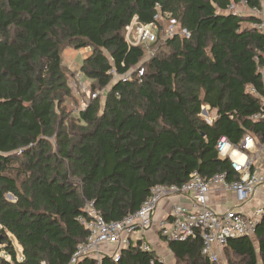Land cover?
<instances>
[{"label":"trees","instance_id":"16d2710c","mask_svg":"<svg viewBox=\"0 0 264 264\" xmlns=\"http://www.w3.org/2000/svg\"><path fill=\"white\" fill-rule=\"evenodd\" d=\"M243 2L260 10V0H0V264H68L87 237L77 221L86 203L118 221L155 185L183 184L193 172L237 178L217 140L264 143V122L252 119L264 97L261 21L227 11ZM157 14L188 37L151 45L157 53L145 60L124 31ZM66 49H90L76 74L105 90L75 117L65 111L76 98ZM206 107L210 123L200 116ZM252 238L227 241L238 264H256L257 252L264 264V215ZM138 243L101 264H148L154 253ZM168 247L178 264H209L198 239Z\"/></svg>","mask_w":264,"mask_h":264},{"label":"built area","instance_id":"2783aa9c","mask_svg":"<svg viewBox=\"0 0 264 264\" xmlns=\"http://www.w3.org/2000/svg\"><path fill=\"white\" fill-rule=\"evenodd\" d=\"M242 9H248L245 2L239 5L230 4L227 11L246 16ZM248 10L253 14L257 11L255 8ZM153 18L154 21L146 25L132 23L127 26L124 34L127 44L149 47L175 35L188 37L186 30L180 29L177 22L169 15L157 14ZM254 28L264 34V22L256 23ZM134 72L136 77L140 78L144 70L139 67ZM111 74L114 79H118L114 72ZM130 75L131 73L126 74L121 80L124 82L130 80ZM262 75L264 87V70ZM80 77V74L75 75V83L77 93L85 95L79 101L80 109H84L91 100L99 96V93H92L87 89L89 87ZM249 91L256 95L254 89L250 88ZM252 119L264 122V97L260 98V108ZM215 150L219 158L229 160L231 169L237 176L236 179L229 182L226 173H217L205 178L193 172L183 184L155 185L135 212L118 221L106 222L91 203H86L84 214L78 217L77 221L87 232V237L76 247L68 264H77L87 257L93 259L95 264H101L105 257L117 262L119 253L136 246L137 242L140 251L154 253L142 236L153 227L160 203L179 197L185 199L187 204L178 202L170 204L166 215L155 223L160 237L166 242L198 239L201 256L209 264H223L219 250L226 246L229 239L253 237L264 215V143H257L251 135L246 134L240 144L235 146L227 138L221 137L215 144ZM216 191L230 192L235 207L226 208L221 213L209 207V196ZM253 200L261 201L254 208L252 206L251 210L246 211V206ZM237 206L239 209H236ZM241 208L243 211L240 210ZM148 264H164V260L154 254Z\"/></svg>","mask_w":264,"mask_h":264},{"label":"crops","instance_id":"0c3cea01","mask_svg":"<svg viewBox=\"0 0 264 264\" xmlns=\"http://www.w3.org/2000/svg\"><path fill=\"white\" fill-rule=\"evenodd\" d=\"M239 9L241 10V8H239ZM243 10L245 11L243 13L246 14L247 18L254 16V17H257L258 20L264 22V5L262 4V0H260V10H257L256 14H253L248 9H242V11ZM133 23H137L136 19L133 20ZM243 27H253V24L246 21L243 24ZM147 58L148 57L145 56V60ZM10 201H14V199L12 198V200H10ZM253 201L251 203H249L248 206H246V208H245L246 211L251 210L252 206L254 208V206L258 203V201H257V202H255L256 204L254 205ZM175 202L187 204L186 200L183 198H180V197L179 198H172L168 201L166 200V201L160 203L159 208L155 214L153 227L150 229V231H147L142 236L144 238V240L150 244L154 254L159 255L161 258H163V260L165 259V257H167V260L165 259L164 264H172L174 261L175 262H177V261L173 255V253L171 252V250L168 247V242H166L163 238L160 237V235L156 229L155 223L158 222L163 216L166 215V213L168 212V207L170 206V204L175 203ZM228 205H230V206H228ZM209 207H211L217 213L223 212L226 208L227 209H233L235 207V203H234L232 194L230 192H227V191H225V192L224 191L213 192L209 196ZM236 209H239L238 206L236 207ZM240 210L243 211V208H241ZM254 246L256 249L257 247H256L255 242H254ZM19 251H20V248H19ZM219 254H220V259H221L223 264H237V262L240 261V257H238L229 247H224L221 250H219ZM166 261H167V263H166ZM256 264H262L261 259H260V255L258 252L256 253Z\"/></svg>","mask_w":264,"mask_h":264},{"label":"rangeland","instance_id":"374dc122","mask_svg":"<svg viewBox=\"0 0 264 264\" xmlns=\"http://www.w3.org/2000/svg\"><path fill=\"white\" fill-rule=\"evenodd\" d=\"M262 4L264 5V0H262ZM242 12H245V11L243 10ZM132 23H133V21L131 22V24ZM124 34H125V31H124ZM159 44H161V43H159ZM159 44H157L156 46L158 47ZM157 47H150V46L144 47L145 55L148 56V55L156 54L157 53ZM166 51H168V50H166ZM89 53H90V49H80V50L66 49L65 51H63V54H62L63 65L62 66H63V69H64L65 73L67 74L68 78H70L74 74L76 75V73L79 72L80 65H81L83 58L86 57ZM70 80H71V78H70ZM81 80H83V79H81ZM115 80H118V79H115ZM83 82L87 87H89L87 89H90V91L92 93H96V92L99 93V96H97V98H99L101 103H102L104 100L103 94H105V90L93 92L91 90V83L86 79L83 80ZM71 87H72V91L74 92V96H76L77 99L76 98L73 99L74 103H71V102L67 103L65 111H66V113L71 112L70 117H75L76 111L78 110V108H81L79 101L85 95L81 94V93L80 94L77 93L78 90H77V84L75 83V80H74V82L73 81L71 82ZM200 115L204 120H207V121H212L213 117H214V113L209 111L207 107L202 109ZM6 199L12 200V198L9 199L8 197H6ZM257 201L259 202L261 200L253 201L254 205L256 204L255 202H257ZM228 206H230V205H228ZM13 243L16 247V250L19 252V247L15 244V242H13ZM165 259L167 260V257H165ZM165 259H164V261H165ZM166 263H167V261H166ZM172 264H178V263L174 261ZM237 264H238V262H237Z\"/></svg>","mask_w":264,"mask_h":264},{"label":"water","instance_id":"95a60500","mask_svg":"<svg viewBox=\"0 0 264 264\" xmlns=\"http://www.w3.org/2000/svg\"><path fill=\"white\" fill-rule=\"evenodd\" d=\"M9 199H11L12 197L10 195L7 196Z\"/></svg>","mask_w":264,"mask_h":264}]
</instances>
